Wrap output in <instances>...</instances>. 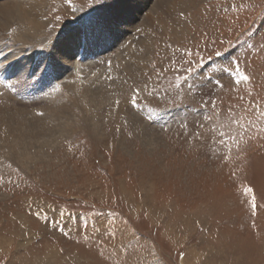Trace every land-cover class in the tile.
I'll return each mask as SVG.
<instances>
[{
    "label": "rangeland",
    "instance_id": "374dc122",
    "mask_svg": "<svg viewBox=\"0 0 264 264\" xmlns=\"http://www.w3.org/2000/svg\"><path fill=\"white\" fill-rule=\"evenodd\" d=\"M122 1L47 0L28 71L0 41V264H264V0ZM149 22L145 65L108 89Z\"/></svg>",
    "mask_w": 264,
    "mask_h": 264
},
{
    "label": "bare ground",
    "instance_id": "6f19581e",
    "mask_svg": "<svg viewBox=\"0 0 264 264\" xmlns=\"http://www.w3.org/2000/svg\"><path fill=\"white\" fill-rule=\"evenodd\" d=\"M46 1L47 0H32L31 3L27 4L26 6H24V8H22V3H21L20 0L12 1L13 3L12 2L11 3H12L13 7L12 6L6 7L5 5L3 7L1 5L0 16L1 15L4 16L3 18H4L5 21L1 20V22H0V30H2V34H3V36H1L2 38H0V41L2 42L3 38H6V36H8L7 32L12 30L11 33L9 32L10 33L9 37H12L13 40L15 41V43L21 44V47L16 48V50L18 49L17 50L18 54L16 55V57H18L20 55H23L24 53H27V52L29 53L30 49H28L29 51L26 52V50H27L26 48L32 47V46L36 47L35 45H37V43L35 41H39L41 44L45 43V39L42 36H43V33H44L43 29H44V26H45L44 19H45V13H46V11H45V6H46L45 2ZM132 1L133 0H125V1H122V2H125L126 4L128 3V4L132 5V4H134V2H132ZM166 3L168 4V7L166 6L167 8H166L165 11L161 10V17H165L166 14L168 15L169 12H172L174 10H180L181 11L182 9H184V7L187 4L186 0H167V1L165 0L164 4H166ZM117 7H119V8H116V9L120 13L121 9L123 7L122 4H121V6L119 5ZM115 17H116V15H115ZM107 18L110 21V18L109 17H107ZM9 20H14V22L9 21ZM156 20H158V19L156 18ZM159 23H160V21H159ZM159 25H161V24H159ZM142 27L144 28L145 25L142 26ZM161 27H162V25L159 28L161 29ZM157 28H158L157 25H154V23L151 22L149 27L147 28V31L142 30L140 32V37H142L144 35V33H145V37L146 38L144 37L143 38L144 40H141L142 42H140V41L138 43L132 42L130 44V46H127L128 48L125 51H123L124 54H123V56H121L122 59L120 58L121 59L120 60L121 63L117 62V64L112 65L111 68L115 69L113 72L112 71L111 72L108 71V73H111L110 76H111V79H112V80H110V83L108 85V89H112V87H110V86H116L117 85V87H120L121 83L117 84V80L119 78H121V80H122V79H126V77L134 78V77L137 76L138 72L145 65V63L147 61V58H148V56H147L148 55V46H149V43H150L151 40L149 39L150 37L147 38L146 33H149L148 35H150L151 31H158L159 29H157ZM83 31H85V29ZM138 32H139V29H138ZM151 34H153V33H151ZM89 36H90V34H89ZM58 41L62 42V44L60 46L59 45L60 43L59 44L57 43L56 46L54 47V52H55L56 56L58 55V58H59V55H61V57H62V58H60L61 62L69 65V60L66 59L67 57H70L68 49L66 48L63 52L62 51L60 53H58V52H59V50H61L63 44H65V43H66L65 47H68L70 52L73 51L75 49L73 47H75L76 42L74 41L73 36L72 37L70 36L69 38L67 36H64V38H59ZM15 43H14V46H15ZM26 45H29V46H26ZM29 55L30 54L23 55L24 57H27V60H25V62H24L25 66L24 65L22 66V64L19 66L20 68L23 67L24 71H28V69L31 67V64H32V62L29 61L30 60L29 59V57H30ZM32 59L34 60V57ZM118 59H117V61H118ZM112 61L113 60H111V62ZM31 69H32V67H31ZM72 69H74V68H72ZM109 70H111V69H109ZM29 75H30V73H29ZM69 75H71V74H69ZM71 77H72V75H71ZM72 81H73V79H72ZM106 87L107 86H105L104 88H106ZM67 88H68V91H69V88H70L71 92L69 91L70 92L69 94L71 95V98L73 100H76L79 96H75V94H73V86L68 85L66 87V90H67ZM6 91L8 93H10V89H2V90L0 89V95L5 93ZM84 92L90 93L88 90H86ZM110 92L111 93L99 94L98 97L96 98V101L97 102L100 101V103H102L103 99L110 97L109 94L112 95L113 93H115L112 90ZM54 93H55V91L52 93V95L56 94L55 95L56 96V100L62 98V96L61 95L59 96L58 93H55V94ZM81 102L82 101H79L78 104H80ZM79 106L83 107L84 109H87L86 106H83V104H81ZM64 109L66 110V108H64ZM55 113H56V111L52 112L51 114H53V115H51L50 117H53V116L55 117ZM68 116H70V114H68ZM69 120L70 119H67L66 123L70 122ZM38 121H41V119H38ZM66 123L61 125L62 128H55V125H54L55 123H54L51 126V129L49 128L47 130V128H46L45 130H43V132H41V134L44 135V137L53 136V138H54V135H57V134L59 135V134L62 133L60 131H59V133L56 132V131H58V130H66ZM10 126L19 127V128H23L24 127L21 124L17 125L16 123L11 124ZM20 126H22V127H20ZM35 127L36 126H33L34 129H35ZM36 129H37V127H36ZM36 134H38V133H36ZM15 136L19 137L18 135H14L12 133L5 132L4 133V138L2 140V143H3V146L6 148V153L8 154L7 157L11 156V157H14V159L17 160V161H23V157L25 156L24 152H27L28 149L21 148V146L14 140ZM50 140H51V138H50ZM46 141H47V139H46ZM33 146L34 145H31V147H33ZM35 148H36V146H35ZM35 148H33V149H35Z\"/></svg>",
    "mask_w": 264,
    "mask_h": 264
},
{
    "label": "snow or ice",
    "instance_id": "6c2138e0",
    "mask_svg": "<svg viewBox=\"0 0 264 264\" xmlns=\"http://www.w3.org/2000/svg\"><path fill=\"white\" fill-rule=\"evenodd\" d=\"M220 55H221L220 52L216 53V56H220ZM230 68H231V64L229 65V68L220 69V71L226 73V72L229 71ZM247 79H248L247 76H241V80H245L246 81ZM213 131H215V130H213ZM221 135H223V133H221ZM244 191H245L246 194H251L253 190H252V188L249 187V188H246ZM252 207H253V210H255L256 205H255L254 198L252 200Z\"/></svg>",
    "mask_w": 264,
    "mask_h": 264
}]
</instances>
